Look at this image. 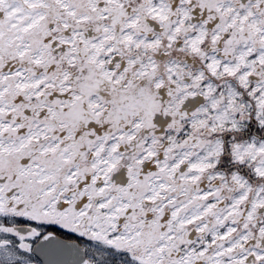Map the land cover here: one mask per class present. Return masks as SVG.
Wrapping results in <instances>:
<instances>
[{"label": "snow or ice", "instance_id": "1", "mask_svg": "<svg viewBox=\"0 0 264 264\" xmlns=\"http://www.w3.org/2000/svg\"><path fill=\"white\" fill-rule=\"evenodd\" d=\"M0 264H264V0H0Z\"/></svg>", "mask_w": 264, "mask_h": 264}]
</instances>
